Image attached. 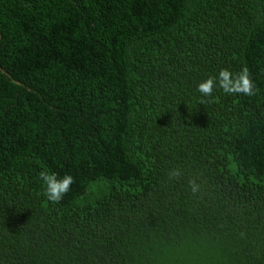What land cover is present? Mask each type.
Wrapping results in <instances>:
<instances>
[{
    "label": "trees",
    "instance_id": "1",
    "mask_svg": "<svg viewBox=\"0 0 264 264\" xmlns=\"http://www.w3.org/2000/svg\"><path fill=\"white\" fill-rule=\"evenodd\" d=\"M0 264H264V0H0Z\"/></svg>",
    "mask_w": 264,
    "mask_h": 264
},
{
    "label": "clouds",
    "instance_id": "2",
    "mask_svg": "<svg viewBox=\"0 0 264 264\" xmlns=\"http://www.w3.org/2000/svg\"><path fill=\"white\" fill-rule=\"evenodd\" d=\"M217 86L226 94L255 95V85L247 67L242 68L240 73L235 75L228 69H221L217 77L210 76L199 83L198 91L203 96H211ZM180 175L181 171L178 168L168 172L170 179L178 178ZM40 179L46 186L44 195L49 201L55 203H59L62 200L75 182L71 175L66 174L64 177L58 178L57 174L44 171L40 173ZM189 187L193 194H196L200 189V185L195 180L189 181Z\"/></svg>",
    "mask_w": 264,
    "mask_h": 264
}]
</instances>
